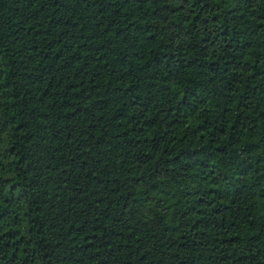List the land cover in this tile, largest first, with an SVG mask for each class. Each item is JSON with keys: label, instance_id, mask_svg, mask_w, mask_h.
I'll return each instance as SVG.
<instances>
[{"label": "trees", "instance_id": "1", "mask_svg": "<svg viewBox=\"0 0 264 264\" xmlns=\"http://www.w3.org/2000/svg\"><path fill=\"white\" fill-rule=\"evenodd\" d=\"M0 264H264V0H0Z\"/></svg>", "mask_w": 264, "mask_h": 264}]
</instances>
